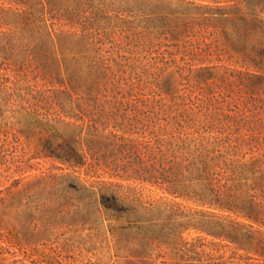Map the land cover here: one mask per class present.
Masks as SVG:
<instances>
[{"label": "rangeland", "instance_id": "obj_1", "mask_svg": "<svg viewBox=\"0 0 264 264\" xmlns=\"http://www.w3.org/2000/svg\"><path fill=\"white\" fill-rule=\"evenodd\" d=\"M253 1L0 0V264H264Z\"/></svg>", "mask_w": 264, "mask_h": 264}, {"label": "trees", "instance_id": "obj_2", "mask_svg": "<svg viewBox=\"0 0 264 264\" xmlns=\"http://www.w3.org/2000/svg\"><path fill=\"white\" fill-rule=\"evenodd\" d=\"M246 4L248 5V9H251V12H256V8H257V3H255L253 0H246ZM224 14H226V13H222V16H224ZM240 21L244 24V26H248V25H251L252 26V23L251 22H249V19H247L246 17H243V18H241L240 19ZM263 51H264V49H263ZM211 168V165H210V163H204V168H203V173L202 174H207V170H209ZM236 200L237 201H243V202H241L242 204L246 201H244V200H239V198H237L236 197ZM219 202V201H218ZM234 202V204H232V206L231 205H229L230 207L229 208H239V207H237V205H236V202L235 201H233ZM248 203V202H247ZM247 203H245V204H247ZM254 201H252V202H249V204H247V205H243V209H245V208H253L254 207ZM235 206V207H234ZM252 210V209H251ZM252 211H250V212H248V214H250L249 216L251 217V216H253L252 215V213H251ZM230 237V239L233 241V242H235V237L233 236V235H229ZM243 249H247V247H242Z\"/></svg>", "mask_w": 264, "mask_h": 264}]
</instances>
